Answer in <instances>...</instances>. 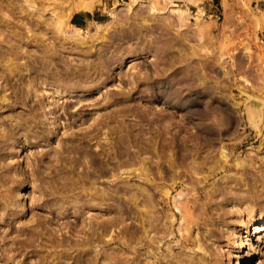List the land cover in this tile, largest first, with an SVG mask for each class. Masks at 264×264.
<instances>
[{"label": "rangeland", "instance_id": "374dc122", "mask_svg": "<svg viewBox=\"0 0 264 264\" xmlns=\"http://www.w3.org/2000/svg\"><path fill=\"white\" fill-rule=\"evenodd\" d=\"M74 1L0 0V264L119 262L70 240L132 205L169 137L188 143L178 182L221 188L199 255L264 264V0H117L83 26Z\"/></svg>", "mask_w": 264, "mask_h": 264}, {"label": "bare ground", "instance_id": "6f19581e", "mask_svg": "<svg viewBox=\"0 0 264 264\" xmlns=\"http://www.w3.org/2000/svg\"><path fill=\"white\" fill-rule=\"evenodd\" d=\"M72 1H74V0H72ZM70 2H71V0H70ZM78 2L76 0L74 2H72V3H74V6H75L73 8H76V9L89 8V6H87V4H85V3L83 4L82 2H80L78 4ZM89 5H91V4L89 3ZM70 6H71V3H70ZM30 57H29V59H31ZM2 59H4V58H2ZM29 59H28V61H30ZM11 61L14 62L13 60H11ZM3 62L5 63L7 61H3ZM39 65H41L40 62H39ZM7 67H8V64H7ZM14 69H15V67H14ZM20 69H18V70L20 71ZM10 71H11V69H10ZM21 71H23V70H21ZM35 73H36V71H35ZM0 75H1V72H0ZM30 79H28V80H30ZM19 88H20V85H19ZM26 92H27V90H26ZM18 94L20 95V92ZM20 96H22V95H20ZM18 126H20V125H18ZM9 136H12V135H9ZM169 138L160 140L162 143L160 142L157 145L158 149L153 144V147H152L153 154H152V157L150 159L151 163H149L150 164V167L148 168L149 170L147 171V176H148V178H150L151 182L150 181L148 182L149 184L147 185V187H145L144 185H141L140 183L137 182L139 185H137V187L135 186L136 190H134V191L136 192V197L134 194L133 197H135V199L133 200L132 205L127 206V205H123L122 203H119L122 206L119 210L117 209L118 211L113 209V210H115L114 211L115 213L112 211V208L110 206L109 208H111V209H110L109 213L112 211L111 214L112 213L113 214L107 215L105 217L103 216L104 218H102L100 221L92 222L89 220L90 221L89 224L91 226L90 231H88V229H85V231L87 230L86 232L83 231V233L85 235L88 234V236L86 235L88 238L87 239H83V238L81 239L80 238L81 236L80 237L77 236L80 239L77 238L76 242H74V240H76V239H71L70 241L72 242V240H73L72 243H74V244L70 243L71 245H80V246L82 245L83 248L88 246V245H90V246L93 245L94 249L93 248H90V249H93V251L95 252V257L103 256L104 259H109V260L113 259V260L119 261V262L115 263L112 260L114 264H120V263H124V262L126 263L127 262L126 260L130 259L129 256H128L129 258L123 257L124 259L122 258V256H124V255H122V253L120 254L122 256L119 257V259L115 256L118 255L119 251H124V250L131 251L132 249H133L132 252H133L134 256L130 259L132 261L128 262L129 264H130V262L133 264L135 262L137 263V261L140 258L139 254L142 251L145 253L146 256L150 255L151 258L154 259L152 264H165V261L163 260V258H166V257H167L166 258L167 263H169V264H180V261L183 259L181 256L182 252H179L178 251L179 249L176 251H175V249L169 250V248H172L173 246H175L174 244H172L173 246L170 244L175 243V242H176L175 244L179 247H182L185 249H186V247H190L193 252H196L199 255V249H203L204 247L201 248L198 240L196 238H194L195 236L194 237L192 236L193 235L192 230L201 229V227H203V226L205 227L207 225L212 226L214 223V220H215L214 219L215 215H217L216 217H219L220 219H222V213H220V212H222V211H220L221 209L219 210V212H217V210L219 209L218 206H220V204L222 202L220 201V203H219L216 201V198H217L216 196H218V193L221 191L219 189H221V188H217V186H216L212 190H208V188L207 189L204 188V184H203V186H201L202 180L201 179L196 180L197 177L194 179L195 181L191 180V182L193 184H188L189 187L184 186L185 184L183 182H178L177 181L178 179L181 180V178H179L180 175H178L181 172L180 173L177 172L178 171L177 167H178V165H180L183 162L184 159H186L185 157H187V155H189V153H187V151H184L186 153L185 154L181 148L184 146V148L186 149V146H188V143H187V145H184V144H186V143H184L185 142L184 137H183L184 138L183 142H182V140H180L181 138L179 140L175 139L173 137L170 139ZM149 140H147V141H149ZM151 140H152V138H151ZM154 140H152V141L154 142ZM159 146H161L160 148H162V149H159ZM191 147H192V145H191ZM189 149H190V147H189ZM188 151H191V150H188ZM194 153H195V151H194ZM222 157L224 158L223 160L226 161L224 154H222ZM137 158H138V156H137ZM138 161H140V159H138ZM186 162H187V160H186ZM188 162H190V160ZM184 167H187V166H184ZM191 167H193V166H191ZM217 168H218V166H217ZM141 171H143V170H141ZM189 171H190V169H189ZM211 171H213V170H211ZM144 173L145 172H143V173L141 172L139 174L140 176H138V178L140 177V179H142V175ZM145 174H144V176H146ZM194 174H195V172H194ZM194 174H193V176H194ZM203 178H204V176H203ZM234 178L235 177H233L232 179L235 180ZM204 179H206V178H204ZM139 181H142V180H139ZM238 181H240L239 178H238ZM221 182H222V180H221ZM221 185H223V184L221 183ZM224 185L226 188L227 187L226 184H224ZM181 186L184 187V189L186 190L187 193L185 195H183L181 199H180V197H179V199L177 197L175 198L176 195H172V194H173V192H175L177 187L180 188ZM211 187H213V186L211 185ZM225 188H223V189H225ZM52 191H54V190H52ZM192 191H194V192H192ZM66 192H68V191L66 190ZM85 192H87V191H85ZM92 193H94V192H92ZM182 193H183V191H182ZM182 193H181V195H182ZM191 193H193V194H191ZM224 193H225V191H224ZM95 194H94V196L98 195V194H96V195ZM220 194H222V193L220 192ZM58 195H59V193H58ZM51 197H53V196H51ZM89 204L90 203H88V205ZM124 204H126V203H124ZM106 209L108 210V208H106ZM129 214H131L133 216H131ZM262 223L264 224V219H262ZM83 227H85V226L83 225ZM97 228H99V231L97 230ZM82 230H83V228H82ZM82 230L80 229V231H82ZM261 231H263V228H261ZM206 232L208 233L209 231H206ZM76 233H77V231H76ZM79 235H81V234H79ZM49 236L50 235H48V237ZM66 238H68V236ZM66 238H65V236H62L60 238V240L58 238L57 240H59L60 244L56 243L58 241H54L56 247L58 245L64 246L68 240V239L66 240ZM52 241H53V239H52ZM70 241L68 240V242H70ZM85 251H86V249L83 250L82 252L87 254L88 251L87 252H85ZM161 251L162 252L163 251L168 252L169 255L164 254L165 256H163V258L161 257L162 258L161 259L160 256H158ZM171 251H172V253H171ZM180 251H182V250L180 249ZM58 253H59V251H58ZM84 253H82V254H84ZM204 253H206V252H204ZM204 253L200 254L199 256H195V257L189 255L190 257L185 260L186 264H213L212 259H211V257H212L211 252L210 253L208 252L209 254H207V255ZM91 254H93V253H91ZM75 255H76V253H75ZM88 255H90V254L88 253ZM128 255H129V253H128ZM71 256H72V254H71ZM72 257H71V259H72ZM78 257H80L79 253H78L76 258H78ZM113 257H115V258H113ZM100 259H101V257H100ZM100 259H99V261H100ZM74 260H76L75 257H74ZM95 260H97V258ZM182 262L184 264V261H182ZM149 264H150V262H149Z\"/></svg>", "mask_w": 264, "mask_h": 264}, {"label": "crops", "instance_id": "0c3cea01", "mask_svg": "<svg viewBox=\"0 0 264 264\" xmlns=\"http://www.w3.org/2000/svg\"><path fill=\"white\" fill-rule=\"evenodd\" d=\"M78 1L79 0H77V2ZM114 1L117 0H80L78 4L80 2H82L83 4L85 3L87 4V6H89V8H80V10L75 11L70 18V22L72 21L76 26H83L90 22L99 21L105 14L109 3L113 4ZM206 1L211 2L212 0ZM89 3L91 5H89Z\"/></svg>", "mask_w": 264, "mask_h": 264}]
</instances>
